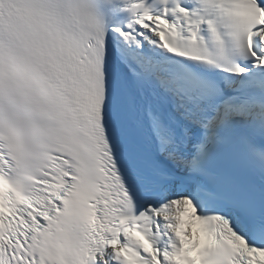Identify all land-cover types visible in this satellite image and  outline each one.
<instances>
[{"label": "snow or ice", "instance_id": "snow-or-ice-1", "mask_svg": "<svg viewBox=\"0 0 264 264\" xmlns=\"http://www.w3.org/2000/svg\"><path fill=\"white\" fill-rule=\"evenodd\" d=\"M0 264H264V0H0Z\"/></svg>", "mask_w": 264, "mask_h": 264}]
</instances>
